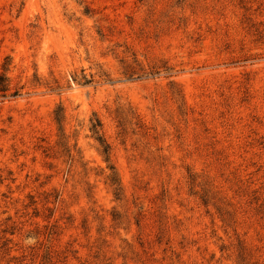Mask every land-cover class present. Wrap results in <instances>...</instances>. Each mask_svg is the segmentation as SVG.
<instances>
[{
    "label": "rangeland",
    "instance_id": "rangeland-1",
    "mask_svg": "<svg viewBox=\"0 0 264 264\" xmlns=\"http://www.w3.org/2000/svg\"><path fill=\"white\" fill-rule=\"evenodd\" d=\"M0 75V264H264V0H0Z\"/></svg>",
    "mask_w": 264,
    "mask_h": 264
},
{
    "label": "trees",
    "instance_id": "trees-1",
    "mask_svg": "<svg viewBox=\"0 0 264 264\" xmlns=\"http://www.w3.org/2000/svg\"><path fill=\"white\" fill-rule=\"evenodd\" d=\"M76 78V77H75ZM82 79H79L76 81V79H73L77 84H89L91 82V79H88L85 75H82ZM6 77L4 75H0V92H5L7 88ZM55 120L59 124L58 117L55 115ZM100 122L98 119L95 120V123H91V131L95 135L96 141L99 143V145L102 148V153L104 155L105 161L108 163V156H109V147L108 144L103 140L102 135L100 134ZM108 168L111 171L110 175H108V180L110 182V185L113 188L114 196L116 199H119L118 194L120 191V182L115 177L114 169L112 165L108 164Z\"/></svg>",
    "mask_w": 264,
    "mask_h": 264
}]
</instances>
